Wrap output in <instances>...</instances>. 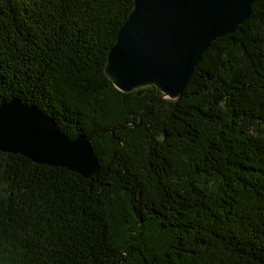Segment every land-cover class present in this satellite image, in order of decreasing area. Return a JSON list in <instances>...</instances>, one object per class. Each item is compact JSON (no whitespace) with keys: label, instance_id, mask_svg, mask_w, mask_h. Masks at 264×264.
I'll return each mask as SVG.
<instances>
[{"label":"trees","instance_id":"trees-1","mask_svg":"<svg viewBox=\"0 0 264 264\" xmlns=\"http://www.w3.org/2000/svg\"><path fill=\"white\" fill-rule=\"evenodd\" d=\"M134 6L0 0V100L90 135L101 160L85 177L0 149V264H264V0L179 100L106 73Z\"/></svg>","mask_w":264,"mask_h":264},{"label":"water","instance_id":"water-1","mask_svg":"<svg viewBox=\"0 0 264 264\" xmlns=\"http://www.w3.org/2000/svg\"><path fill=\"white\" fill-rule=\"evenodd\" d=\"M257 1L135 0L109 52L106 73L122 91L156 86L179 100L205 52L245 23ZM0 149L85 177L101 169L90 135L69 136L54 116L21 97L0 100Z\"/></svg>","mask_w":264,"mask_h":264},{"label":"rangeland","instance_id":"rangeland-1","mask_svg":"<svg viewBox=\"0 0 264 264\" xmlns=\"http://www.w3.org/2000/svg\"><path fill=\"white\" fill-rule=\"evenodd\" d=\"M119 89V88H118ZM168 99H170L169 97H167ZM263 129H264V125H263ZM138 162H139V164L142 166V168L143 169H146V152H145V146H141L140 148H139V151H138ZM121 206L122 207H125V203L122 205L121 204ZM122 209V208H121ZM129 214V213H128ZM132 228H134V226H128V227H126L125 226V229L124 230H130V229H132ZM131 231V230H130ZM132 234V231L130 232V233H128V235H131Z\"/></svg>","mask_w":264,"mask_h":264}]
</instances>
